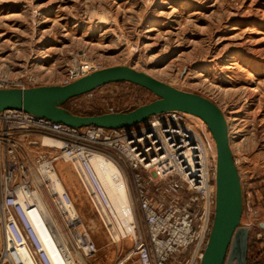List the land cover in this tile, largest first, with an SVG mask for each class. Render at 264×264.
<instances>
[{"label":"rangeland","instance_id":"rangeland-1","mask_svg":"<svg viewBox=\"0 0 264 264\" xmlns=\"http://www.w3.org/2000/svg\"><path fill=\"white\" fill-rule=\"evenodd\" d=\"M75 59L102 69L129 66L220 109L242 187L247 264H264V0H0L1 74L28 72L56 85ZM154 99L130 84H110L66 108L120 112ZM57 174L96 246L87 264L124 259L132 237L113 241L71 167L58 163ZM133 219L138 235L142 223Z\"/></svg>","mask_w":264,"mask_h":264},{"label":"built area","instance_id":"built-area-1","mask_svg":"<svg viewBox=\"0 0 264 264\" xmlns=\"http://www.w3.org/2000/svg\"><path fill=\"white\" fill-rule=\"evenodd\" d=\"M101 69L95 60H72L56 85ZM40 85L28 72L0 73V89ZM198 122L171 111L130 128H75L0 111V264H87L96 246L52 175L58 163L69 165L104 225L111 202L92 170L94 156L117 169L142 223L123 264H199L214 214L216 154Z\"/></svg>","mask_w":264,"mask_h":264},{"label":"water","instance_id":"water-1","mask_svg":"<svg viewBox=\"0 0 264 264\" xmlns=\"http://www.w3.org/2000/svg\"><path fill=\"white\" fill-rule=\"evenodd\" d=\"M114 83L145 89L155 99L132 110L93 115H78L64 107L70 100ZM9 109L22 110L75 128H130L152 116L171 111L198 118L206 126L216 152L214 214L199 264H247L249 229L241 226L243 195L240 178L230 147L226 119L210 100L175 89L129 66H113L64 86L1 88L0 111ZM261 227L264 228V224Z\"/></svg>","mask_w":264,"mask_h":264},{"label":"bare ground","instance_id":"bare-ground-1","mask_svg":"<svg viewBox=\"0 0 264 264\" xmlns=\"http://www.w3.org/2000/svg\"><path fill=\"white\" fill-rule=\"evenodd\" d=\"M156 73L164 75V72L160 70ZM205 88H207V86ZM217 94L219 95V92ZM90 164L96 178L98 179L99 183L108 195V198L111 202L110 210L102 215V220L111 236V239H113V241H119L126 237H132L133 239L135 237L133 212L130 206L129 195L125 189L123 181L121 180V176H119V172L109 160L102 157H92V159L90 160ZM52 178H57L60 181V183L55 187L58 192L66 191L57 174V171L52 175ZM39 201L41 202L40 199ZM41 205H43V203ZM124 261L125 260L120 261L117 264H123Z\"/></svg>","mask_w":264,"mask_h":264},{"label":"trees","instance_id":"trees-1","mask_svg":"<svg viewBox=\"0 0 264 264\" xmlns=\"http://www.w3.org/2000/svg\"><path fill=\"white\" fill-rule=\"evenodd\" d=\"M114 84H123V83H114ZM127 84V83H126ZM110 85V84H109ZM130 85H132V84H130ZM132 86H134V85H132ZM104 87V86H103ZM134 87H137V86H134ZM102 88V87H101ZM137 88H139V87H137ZM100 89V88H99ZM139 89H141V90H143V91H146L145 89H142V88H139ZM146 92H148V91H146ZM148 93H150V92H148ZM151 94V93H150ZM152 95V94H151ZM71 101V100H70ZM69 102V101H68ZM67 102V103H68ZM66 103V104H67ZM66 104L64 105V107L66 108ZM132 110V109H131ZM74 113V112H73ZM93 114H100V113H92V114H85V115H93Z\"/></svg>","mask_w":264,"mask_h":264},{"label":"crops","instance_id":"crops-1","mask_svg":"<svg viewBox=\"0 0 264 264\" xmlns=\"http://www.w3.org/2000/svg\"><path fill=\"white\" fill-rule=\"evenodd\" d=\"M46 85H48V84H46Z\"/></svg>","mask_w":264,"mask_h":264}]
</instances>
